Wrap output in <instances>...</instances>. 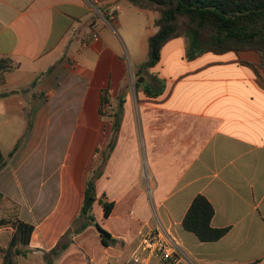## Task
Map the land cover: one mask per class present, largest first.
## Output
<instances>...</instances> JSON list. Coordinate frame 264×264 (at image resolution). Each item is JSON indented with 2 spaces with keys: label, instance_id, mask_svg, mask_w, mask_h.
Instances as JSON below:
<instances>
[{
  "label": "crops",
  "instance_id": "0c3cea01",
  "mask_svg": "<svg viewBox=\"0 0 264 264\" xmlns=\"http://www.w3.org/2000/svg\"><path fill=\"white\" fill-rule=\"evenodd\" d=\"M132 6L126 0H0V62L10 59L17 67L0 70V152L8 158L18 145L0 172V221L35 227L29 246H17L27 253L15 264H45L73 227L94 156L100 175L94 209H102L95 218L118 242L105 247L91 226L73 236L54 264H141L137 254L143 264H164L141 251L155 231L178 244L182 264H264L261 56L208 53L187 61V41L171 47L182 38L172 40L146 74L156 91L162 85L165 91L149 98L137 93L135 73L148 60L159 14ZM168 57H175V67H167ZM105 89L110 100L101 116ZM121 166L130 167L128 176L113 194ZM199 195L215 209L212 226L229 229L218 242L202 243L183 228ZM126 197L155 199L144 230L133 232L127 223L117 233L105 223L115 216L114 199ZM101 200L115 204L108 218ZM15 232L0 227V246L8 248Z\"/></svg>",
  "mask_w": 264,
  "mask_h": 264
},
{
  "label": "trees",
  "instance_id": "16d2710c",
  "mask_svg": "<svg viewBox=\"0 0 264 264\" xmlns=\"http://www.w3.org/2000/svg\"><path fill=\"white\" fill-rule=\"evenodd\" d=\"M141 10L156 12L157 33L149 39L148 60L135 73V88L141 90L149 98H156L165 91L162 85L157 91L146 81V74L161 61L163 48L172 40L185 38L187 47L185 59L194 61L197 58L212 53L222 55L229 52L240 53L254 51L261 56L264 66V0H126ZM17 67L10 59L0 62V70H15ZM110 100L109 90L105 89L101 95V116H104L102 106ZM123 105L121 106V110ZM116 116L115 131H119L121 115ZM114 140L108 154L114 150ZM18 149V145L15 151ZM13 151L8 158L0 152V172L5 168L8 159L13 157ZM100 175L98 171L87 180L84 193V203L81 213L73 227L62 238L56 248L45 256V264H54V260L70 246L63 240L79 234L93 226L99 232L105 247L117 244V239L97 222L94 208L98 203L96 181ZM104 210V217L108 218L115 204L100 201ZM215 209L211 202L203 195L197 196L192 202L184 220L185 231L194 234L202 243H214L223 239L229 232L228 228L218 229L212 226ZM0 227H12L16 230L8 248L0 246V256L4 264H15V257L24 255L26 251L17 248L18 245L29 246L31 236L35 230L33 225L3 219Z\"/></svg>",
  "mask_w": 264,
  "mask_h": 264
},
{
  "label": "rangeland",
  "instance_id": "374dc122",
  "mask_svg": "<svg viewBox=\"0 0 264 264\" xmlns=\"http://www.w3.org/2000/svg\"><path fill=\"white\" fill-rule=\"evenodd\" d=\"M132 8H133V6H132ZM184 39L185 38H182L180 40L175 41L174 44H171V45H173L171 47L178 45L179 43H181V41H184ZM177 53L179 54V52H177ZM167 54H168V50L165 51V57H167ZM176 63H177V60L175 59V57H174V59H172L170 57L167 58V67L168 68L175 67ZM115 109H117V108H115ZM105 113L108 117L109 114L111 113V110H108L106 108ZM107 117H106V120H107ZM92 129H93L94 133L92 135H90V137H92V138H90L91 140L88 143L90 145H92V144L95 145V136H94L95 135V126H93ZM91 148L92 147H90L89 149L91 150ZM68 164L71 165V162H69ZM70 165H69V168H70ZM90 168H91V171H90L89 175L91 177L93 175L94 170H95V156L93 157V162H92V165ZM101 168L102 167H100V169ZM129 168L130 167L121 166L117 169V172L118 171L120 172L119 178H118V180L115 181V184H113V187H111V189H109V190H111V192L113 194H117V193L122 192L121 189L124 186L123 181L128 176ZM101 171L103 172V169ZM108 171H109V167H106L105 172L108 173ZM102 184L107 185L108 182L105 180ZM114 200L118 202V207H117L115 214H114L115 216L110 221L105 220V223L108 224V226L111 228V230L113 232L115 231L117 233H121L122 230L125 228V225L127 226V223H129L132 226L131 228H132L133 232H137L141 228L144 230L145 222L149 219V217L152 215V213L155 211V208H156V201L154 198H151V197H149L147 199H143V198H139V199L133 198L132 199V198L126 197V198H122V199L115 198ZM135 201H137V203H135ZM94 210L95 211H94L93 215L95 217H97L99 215V211L102 209L99 207V208L94 209ZM153 215H154V213H153ZM151 233L156 234V233H159V231H155V232H151ZM88 238H90V236H88ZM72 241H73V237H70V236L66 237L63 240L64 243H68L70 245L72 244ZM88 241H89L90 249L93 250L95 242L92 240H88Z\"/></svg>",
  "mask_w": 264,
  "mask_h": 264
},
{
  "label": "built area",
  "instance_id": "2783aa9c",
  "mask_svg": "<svg viewBox=\"0 0 264 264\" xmlns=\"http://www.w3.org/2000/svg\"><path fill=\"white\" fill-rule=\"evenodd\" d=\"M94 40H98L97 34L93 35ZM141 251L147 254L148 258L158 260L164 264H182V253L178 244L166 238L161 232L149 233L142 241ZM134 261L143 264L141 255H135Z\"/></svg>",
  "mask_w": 264,
  "mask_h": 264
},
{
  "label": "water",
  "instance_id": "95a60500",
  "mask_svg": "<svg viewBox=\"0 0 264 264\" xmlns=\"http://www.w3.org/2000/svg\"><path fill=\"white\" fill-rule=\"evenodd\" d=\"M12 94H20V91H15ZM9 94H6L5 96H8Z\"/></svg>",
  "mask_w": 264,
  "mask_h": 264
}]
</instances>
